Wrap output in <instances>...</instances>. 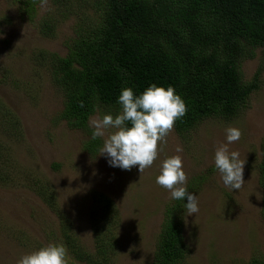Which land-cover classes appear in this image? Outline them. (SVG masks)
<instances>
[{
	"label": "rangeland",
	"instance_id": "rangeland-1",
	"mask_svg": "<svg viewBox=\"0 0 264 264\" xmlns=\"http://www.w3.org/2000/svg\"><path fill=\"white\" fill-rule=\"evenodd\" d=\"M48 7L50 11L43 10L40 0H0V264H17L23 255L50 243L67 247L69 264H105L108 257V264H152L164 211L173 202L156 177L161 162L174 155L182 156L187 190L198 196L199 206L191 216L186 208L179 212L187 250L181 264L264 259L259 183L263 50L256 49L254 58L240 64L245 82L257 71L260 76L259 89L239 116L231 121L207 119L182 135L174 130L159 158L141 175L138 166L128 171L109 165L106 154L100 155L106 137L97 138L101 146L93 153L86 147L92 136L69 128L60 118L65 99L48 69L49 53L64 57L77 34L97 26L102 3L49 0ZM106 114L111 113L98 110L90 118ZM228 127L243 133L228 146L245 160V184L239 191L224 186L214 164L215 149L226 143ZM177 146L183 151L177 153ZM34 184L43 188L42 194ZM98 193L116 210L115 229L99 222Z\"/></svg>",
	"mask_w": 264,
	"mask_h": 264
},
{
	"label": "trees",
	"instance_id": "trees-1",
	"mask_svg": "<svg viewBox=\"0 0 264 264\" xmlns=\"http://www.w3.org/2000/svg\"><path fill=\"white\" fill-rule=\"evenodd\" d=\"M98 2L102 14L97 26L77 34L80 36L71 41L64 57L48 54L52 84L65 99L60 118L69 128L92 136L88 120L95 111L116 116L121 111L118 98L123 89L131 88L139 96L155 84L173 87L185 101L186 115L174 126L182 135L207 119L233 120L259 89L260 71L245 82L240 64L254 58L258 48L264 54V0ZM100 146L92 138L86 145L93 153ZM259 183L264 219V156ZM34 186L42 194L43 188ZM94 197L100 206L99 222L115 229L116 210L105 195ZM186 202V198L173 200L165 209L152 264H181L186 258L179 213ZM112 229L109 231L114 232ZM64 236L68 240V231ZM99 245L101 253L103 243ZM249 264H264V259Z\"/></svg>",
	"mask_w": 264,
	"mask_h": 264
},
{
	"label": "clouds",
	"instance_id": "clouds-1",
	"mask_svg": "<svg viewBox=\"0 0 264 264\" xmlns=\"http://www.w3.org/2000/svg\"><path fill=\"white\" fill-rule=\"evenodd\" d=\"M49 0H40V7L50 11ZM121 111L113 117L111 114L92 117L90 126L94 129L92 139L105 138L100 155L109 158V165L130 171L138 166L141 175L153 166L167 143V137L174 131L175 123L187 112L185 101L171 86H149L139 96L133 89L125 88L118 98ZM83 107V104H81ZM129 124L131 125L129 127ZM114 130L109 132V130ZM243 133L235 127L226 129V143L220 144L214 153V164L225 187L241 190L245 184L243 173L245 160H241L238 151H230L229 145L238 142ZM181 146L176 147L180 153ZM188 177L183 169L181 155L167 157L161 162L157 185L168 192L173 200L187 199L184 207L189 216L199 212L198 196L187 190ZM71 257L63 243H50L30 254L23 255L17 264H69ZM75 264V261H72Z\"/></svg>",
	"mask_w": 264,
	"mask_h": 264
}]
</instances>
